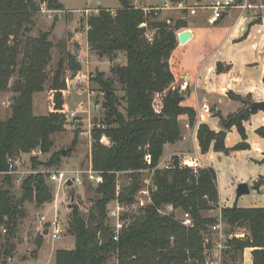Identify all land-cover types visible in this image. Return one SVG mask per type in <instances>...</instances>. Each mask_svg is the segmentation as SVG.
Returning a JSON list of instances; mask_svg holds the SVG:
<instances>
[{"label":"trees","instance_id":"trees-1","mask_svg":"<svg viewBox=\"0 0 264 264\" xmlns=\"http://www.w3.org/2000/svg\"><path fill=\"white\" fill-rule=\"evenodd\" d=\"M118 1L120 8L115 12L100 7L87 19L90 50L113 62L121 56L124 60L113 67L122 97L116 94L114 81L103 79L102 73L94 77L104 90L105 116L99 125L105 128L92 130L90 168L101 174L103 182L94 184L85 175L84 184L95 191L93 206L87 214L77 206L72 208L69 233L75 247L58 250L56 264H108L113 257L118 264H206V251L212 248L213 239L210 237L207 242L205 234L219 223L230 228L225 232L228 239L222 250L223 264L242 263L246 249H252V264H264V208L223 207L221 220L207 217L206 212L219 208L216 171L212 167L189 168L177 156L170 167L159 168L164 146L182 139L180 118L186 116L194 124L197 117L193 108L183 105L179 90L172 88L175 76L171 57L178 45L177 33L187 22L168 23L157 18L156 10L137 8L131 0ZM43 4L52 11L65 10L58 0H0V93L15 94L11 115L0 119L1 264H8L15 253L12 241L24 217V204L42 206L54 199L46 176L40 173L23 180L21 196L17 198L13 192L15 177L6 173L8 161L32 155L39 148L41 154L51 152L55 145L53 136L64 133L68 124L64 96L73 82H79L82 70L77 58L66 53L65 44L60 43L61 58L49 81L52 33L28 36ZM67 70L72 74L66 77ZM229 71L230 66L217 65L218 84L227 83ZM14 77L17 79L10 87ZM47 82L49 112L35 116L34 95L43 92ZM228 95L232 97L233 93ZM255 113L246 111L227 118L218 115L224 130L235 127L241 136L242 142L233 148H227L209 125L201 124L197 135L201 152L229 154L249 149L244 124ZM256 133L264 138V126ZM62 155L53 153L47 166L59 165ZM31 161L36 170L39 156L32 155ZM144 171L152 177L151 202L141 208L139 216L123 225L116 240L110 206L115 202L124 206L136 204ZM123 176L127 181L119 187ZM168 206L188 214L192 225L186 226L175 213L162 215L161 209ZM236 229L247 233L243 237L230 236ZM41 244L39 241L38 248Z\"/></svg>","mask_w":264,"mask_h":264},{"label":"rangeland","instance_id":"rangeland-1","mask_svg":"<svg viewBox=\"0 0 264 264\" xmlns=\"http://www.w3.org/2000/svg\"><path fill=\"white\" fill-rule=\"evenodd\" d=\"M63 7L68 11L74 13L73 15L76 17L72 18L74 20V25H71V21L67 24L64 22V14H59L58 11L49 10L47 4H45L47 12H40L37 18V24L33 27L28 34L29 37H38L42 32L51 31V36L49 40L53 43V48L51 50V62L47 68L48 78L49 81L52 80V77L55 71L58 68V63L61 58V51L62 47L59 46L60 43H66L67 39L71 38V34L73 32L79 33V38L82 42L85 39V30L88 27L87 19L89 16L94 15L98 12V8L102 7L105 9H115L120 8V3L118 0H58ZM165 0H139V3L142 4H152L156 5L157 3L160 4V8L164 7ZM169 2V6L172 8L179 7L181 2H184V7H187V4L196 5L197 0H188V3L185 0H167ZM217 0H203L202 4L211 6ZM244 1V0H243ZM238 0L237 5L244 4ZM248 4H256V3H264L263 0H246ZM261 1V2H260ZM134 3V0H131ZM209 9V7H208ZM249 9V8H248ZM150 11V10H149ZM230 10L229 12L232 13ZM156 15L159 20L166 21L170 20L174 24L178 20L183 17H187L190 13L187 9H175V10H156ZM238 12V11H237ZM196 16L191 17L194 20L200 21L202 26H204L205 35L207 30H217L220 28L225 29V25L232 23L233 19L226 18L222 23L217 24H210L208 21L213 16V11L208 10L206 12H201L196 10ZM262 16L264 17V9L261 10ZM72 15V14H67ZM219 22V21H218ZM72 26V27H71ZM88 32V31H87ZM74 34V33H73ZM214 37V36H213ZM210 37L208 34L204 36L203 39H221V38H213ZM71 51L74 49L71 47ZM65 52V51H64ZM67 53V51H66ZM91 53V56H90ZM122 56L116 62L110 61L107 58H100L97 54L90 50L89 53H85L83 59H79L80 64L82 65L81 77L80 80L84 82V88L81 90L82 92H91L94 91V94H89L90 98H92V102H86L90 108V111L84 113L82 117H77V120L80 123H70L68 122L66 126V131L64 133L55 134L53 136L54 140V147L48 154H41L34 153L32 155L39 156V165L36 170L32 169V155H22L18 158V165L16 166L17 174L13 175L15 180L13 182V192L14 195L19 198L21 196V184L23 180L28 177L29 175H36V174H44L46 176V182L50 186L53 194L54 199L50 203H45L42 206H37L35 203H25L24 204V217L19 222L18 230L15 235L14 240L12 243L15 246L16 254L15 258L13 259L12 264H46L47 257L45 255L46 250H49L51 247L55 249H73L75 247L74 238L69 233V223H70V215L72 208L74 206L79 207L80 211L83 214H87L89 210L93 206V200L95 199V191L93 187H88V184H84V177L86 171L91 167V151H92V130L94 128H100L99 124H101L102 120L105 116V111L103 108L104 103V90L103 88L96 82L95 78H90L89 76L96 77L98 73L103 74V79H111L115 82L114 89L118 97L123 96V92L121 90V86L118 84L116 77L113 72V67L115 63L123 64L124 60ZM78 61V60H77ZM72 73L70 70L66 71V77L71 75ZM16 77L12 78L10 81V87L13 86L14 82L16 81ZM88 80L93 81V86L87 85L86 82ZM49 86L50 82H47L45 86V90L40 94L38 93L35 97L36 100V113L35 116H40L48 114L49 112ZM82 86L81 82H73L70 89L68 90V95L70 94V90H74ZM88 87V89H86ZM79 89V88H78ZM80 90V89H79ZM87 90V91H86ZM13 92H4L0 93V119L5 120L11 115V109L7 105H11L12 98L14 97ZM87 96L88 100V95ZM249 102V101H248ZM248 102L246 106H248ZM91 103V104H90ZM78 106V105H77ZM46 109V110H45ZM78 109V110H77ZM75 108L76 111L82 110V105ZM85 110V109H84ZM46 111V112H45ZM73 111V110H72ZM242 111V110H241ZM240 111V112H241ZM42 112V113H40ZM89 112V113H88ZM37 114V115H36ZM232 115V114H231ZM252 116V115H251ZM85 119V122L82 123V119ZM101 126V125H100ZM255 130V129H254ZM249 131L247 132L248 140L246 141L249 146L253 147V137L257 135L256 131ZM77 134V138H76ZM238 141L232 142L231 139L227 140L225 146L227 148H233L237 146L239 143L242 142L241 136L238 133ZM75 138L77 139L76 143H74ZM250 149V148H249ZM247 149V150H240V151H233L229 154H225L224 152H215L214 150H210L209 152L203 154L200 152L202 156L201 159L207 161V164L212 167L217 174V185L218 190L220 193V199L223 203L224 207L228 208H241V209H258L264 208V187L259 186V184L264 183V157L259 156L256 154L255 149ZM66 151V156L61 157L60 164L55 166H47V162L49 161L51 155L55 152H63ZM168 152L165 153L167 155ZM174 157L169 159L167 162V166L170 167L174 163ZM79 170L82 173L80 176V180H82L81 184H77L74 182L72 186L65 185H58L51 181V175L56 171L62 170ZM163 169V168H162ZM165 169V168H164ZM151 173L149 171H144L142 176V191L138 193L136 197V204L133 206H124L121 205V211L124 219H122V225L129 224L132 221V218L135 216H139L141 214V208L144 207L143 203L147 205L149 203V196L152 189H154L152 180H151ZM3 174H0V185L2 184ZM74 180V179H73ZM127 181V177L123 176L120 178L118 185H124ZM260 182V183H259ZM242 184H246L249 187V194H245L239 198H237V191L238 187ZM260 188H262L260 190ZM58 196V197H57ZM58 198L59 208H57L59 221L64 226V233L59 240L53 239L48 234H44V230L50 226V222L55 217L54 207L53 204L55 203L56 199ZM73 199V200H72ZM52 204V205H51ZM71 206V207H70ZM116 207L115 203H112L110 209ZM171 213H175L176 217L181 220L183 223L186 220V214L182 213L181 211H175L172 206L165 207L161 209L162 215H169ZM221 210L214 211L210 214V216L215 217L216 215L221 216ZM42 214V216H41ZM45 217L46 222L41 223L39 217ZM218 218V217H217ZM39 219V220H38ZM190 219V217H189ZM221 220L220 218H218ZM191 220V219H190ZM112 225L114 226V222L112 221ZM192 225V222H191ZM190 226V224L186 225ZM221 226L220 231H214L211 228L210 234H205V238L208 240L210 237L213 239V246L211 249L206 251V264L208 261H221L223 263L224 257L221 256L219 245H225L226 239H228L225 232L230 230L227 226ZM214 227V226H213ZM36 229V230H35ZM122 229V228H121ZM35 233L37 236L35 237ZM216 233V234H215ZM244 232L241 229H236L231 236L236 235L240 236ZM221 234L224 236L221 238ZM22 239V242H21ZM39 241H45L43 245V249L41 251V261L40 262H22L25 256H29L33 258L37 255V245ZM24 253L26 255H24ZM15 255V254H14ZM13 255V256H14ZM54 258V257H53ZM244 259V255H243ZM243 262V261H242ZM245 262V260H244ZM1 264V260H0ZM49 264H56L55 258ZM108 264H118V261L115 257H113ZM241 264V263H239Z\"/></svg>","mask_w":264,"mask_h":264},{"label":"crops","instance_id":"crops-1","mask_svg":"<svg viewBox=\"0 0 264 264\" xmlns=\"http://www.w3.org/2000/svg\"><path fill=\"white\" fill-rule=\"evenodd\" d=\"M185 2L188 3V0H185ZM202 2L203 0H197L196 5H191L188 3L187 7H184V2H181L179 7L176 8H171L167 0L164 1L163 8L159 7V3L156 5L142 4L139 3V0H134L133 3L137 8H141L145 11L187 9L190 12L186 18L183 17L180 19L182 21H186L187 26L185 28H181L177 33L178 45L173 52L170 63L175 76V81L172 84V88L179 90V92L184 97L183 105L185 107L193 108L197 113V117L194 124H190L189 119L186 116L180 118L182 139L175 144H166L164 146L163 157L161 158L159 164L160 169L168 168L167 162L174 156H177L181 163H183V160L188 157L197 158L199 168H209L210 166L207 164V161L204 159V157L201 159L202 156L200 155L201 149L197 138L199 126L201 124H207L216 133L225 131L226 137L224 143H226V141L229 139L235 143L239 139L237 129L233 127L231 130H224L220 124L218 115L227 118L231 114L242 113L243 109L247 107L246 104L248 101H264V17L261 13V10L264 9V3L250 4L251 7L249 9H242V4H240L232 9L236 10L232 11V13L229 12L231 10L230 9L224 14L219 22H217L222 23L224 20H226V18H232L233 22L225 25V28L227 29L226 31L224 27H219L217 30H207L206 32V35L208 34L210 37L214 36L213 38L221 39H203L204 36H206L204 32V26H202L200 21L190 18V16H196V10L201 12L210 10L208 9L210 6L204 5ZM243 3H246L245 0ZM118 9L119 8L110 10L115 12ZM58 12V15H63L65 13L63 16L65 24L75 17L73 15L74 13L68 12L66 9L64 11ZM166 21L168 23L171 22L170 20ZM208 22L210 23V19ZM71 25H74V20L71 21ZM87 31L88 27H86L84 33L85 39L83 41L85 44L79 38L80 34L76 32H73L74 34H71V38L67 39L66 43H64L67 53L73 54L79 63V59H83L84 54L90 52V47L87 40ZM185 31H189L191 33V38L186 41L185 44H181L179 42L178 35ZM71 47L74 49V51H71ZM219 63H222L224 66H230V71L227 75V83L225 85L218 84L216 80L217 65ZM89 86H93V81L90 82ZM78 88L70 90L69 95L68 92L65 94L64 104L67 108V112H75V108L77 109L79 105H82V110L77 111L79 112V116L82 117L84 113H87V111L91 110H89L90 106L86 102H92V98H90L89 92L87 93L85 91H81L84 88V85L79 86ZM86 89H88V87ZM228 92L233 93V96H229ZM41 93L42 92H40V94ZM93 93L95 92L93 91ZM37 94L34 95L33 100L34 114L36 113L35 111L37 109L35 100V96ZM85 94L88 95V100ZM7 105L10 107L9 104ZM45 115H47V112L46 114L40 116ZM81 122L84 123L85 119L83 118ZM244 126L246 128V132L253 131L254 129L256 130L264 126V113L257 112L253 114L244 124ZM252 145L253 147L250 146V149L254 148L257 155L264 157V138L255 135L253 137ZM166 152H168L167 155H165ZM68 171L76 170L72 169ZM259 186L264 187V183H260ZM261 189L262 188H260V190ZM148 199L150 203V196ZM57 201L58 198L53 204V213L56 212L54 215L58 213L57 208H59V203ZM223 207L224 205L220 199L219 208L210 212H206L205 216L213 217L210 216V214L214 211L220 212ZM215 217L221 219V217L218 215ZM222 225L224 224L221 223V226ZM242 230L244 233L240 235V237H243L247 233L245 229ZM34 236L36 237L37 233H35ZM44 242L45 241H42L40 248L37 247V255H35L33 258L25 256L22 262H40L41 251L43 249ZM58 250L60 249L51 247L49 250L44 251L46 257L48 258L46 264H49L52 260H54ZM17 253L18 252H15V255L13 254L14 256L9 259L8 264L13 263V259ZM24 255L26 254L24 253ZM243 255L244 259L241 264H252V249H246ZM18 256L19 253L16 257ZM208 264L223 263H221L220 260H216V262L208 261Z\"/></svg>","mask_w":264,"mask_h":264},{"label":"built area","instance_id":"built-area-1","mask_svg":"<svg viewBox=\"0 0 264 264\" xmlns=\"http://www.w3.org/2000/svg\"><path fill=\"white\" fill-rule=\"evenodd\" d=\"M246 3L241 5L242 9H247L250 8V4L247 3V1L245 0ZM238 3V0H217L214 3H212V5L209 7L210 10L213 11V16L210 18V23L211 24H215L216 22H218L226 12H228L230 9L235 8ZM41 11L42 12H47L46 6L45 4H43L41 6ZM81 77V76H80ZM90 78H94L93 76H89ZM79 82H81L82 86L84 85V82L82 80L79 79ZM91 80H88L87 85H90ZM94 94L93 91L89 92V94ZM79 112L75 111V112H67V121L69 120L70 123H80V121L77 120ZM68 121V122H69ZM100 128H105V126H100ZM147 161L150 163V160L147 159ZM9 164V168H8V172H6L7 174L10 175H15L17 174L16 171V166L18 165V160L17 159H13L10 158L8 161ZM182 165L187 166L189 168H199L198 167V159L197 158H192V157H188L186 159L183 160ZM88 179L94 183V184H100L103 182V177L101 176V174L93 171L91 168H89L86 173ZM80 176H82L81 171L76 170V171H68V170H62V171H56L55 173H53L51 175V181L54 183H57L58 185H65L67 184L68 181H72L73 183L76 182L77 184H81L82 180H80ZM74 179V180H73ZM116 207L110 209L109 212V217L110 219L114 222V228H115V233H116V237L115 239L117 240L118 238V234L121 231V228H123L122 225V208H120V206L122 204L115 202ZM145 205V204H143ZM122 211V212H121ZM161 213V211H160ZM186 220L184 222L185 225L190 224L191 225V220L189 219V215L186 214ZM54 219L49 223L50 226L48 228H46L44 231H47L48 236H51L53 239L55 240H59L63 233H64V226L63 224L59 221L58 216L55 215V217H53ZM41 223L46 222V218L42 217L40 219ZM212 230L214 231H220L221 230V223H219L218 225L212 227ZM224 236L221 234V238H223ZM220 248V253L222 256V250L225 248V245L220 244L219 245Z\"/></svg>","mask_w":264,"mask_h":264},{"label":"water","instance_id":"water-1","mask_svg":"<svg viewBox=\"0 0 264 264\" xmlns=\"http://www.w3.org/2000/svg\"><path fill=\"white\" fill-rule=\"evenodd\" d=\"M239 1L241 2L242 0H239ZM190 38H191V33L189 31H185L178 35V39L181 44H185V42L188 41ZM246 111H257V112L264 113V101H249L248 106L245 109H243V112H246ZM218 134L220 136L221 141L224 142L225 137H226V132L220 131ZM40 152H41L40 148L34 151L35 154L40 153ZM62 154L66 156L67 153L66 151H63ZM72 184H73L72 181H68L66 185L72 186ZM249 192L250 191H249L248 185L242 184L238 187L237 198L245 194H249ZM44 234H47V231H44Z\"/></svg>","mask_w":264,"mask_h":264}]
</instances>
